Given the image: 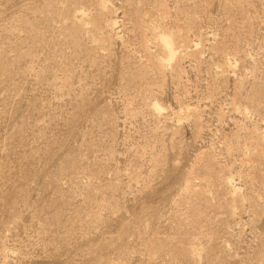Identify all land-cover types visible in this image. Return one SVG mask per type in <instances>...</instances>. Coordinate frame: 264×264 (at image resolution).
<instances>
[{"label":"rangeland","instance_id":"rangeland-1","mask_svg":"<svg viewBox=\"0 0 264 264\" xmlns=\"http://www.w3.org/2000/svg\"><path fill=\"white\" fill-rule=\"evenodd\" d=\"M0 264H264V0H0Z\"/></svg>","mask_w":264,"mask_h":264},{"label":"bare ground","instance_id":"bare-ground-1","mask_svg":"<svg viewBox=\"0 0 264 264\" xmlns=\"http://www.w3.org/2000/svg\"><path fill=\"white\" fill-rule=\"evenodd\" d=\"M172 41V40H171ZM159 45H160V48L161 50L164 52V54L166 53L167 54V60H168V63H170L171 61L175 60L176 58V53L172 50V47L169 43V41L162 37L160 40H159ZM165 58V57H164ZM165 61V60H164ZM166 62V61H165Z\"/></svg>","mask_w":264,"mask_h":264}]
</instances>
